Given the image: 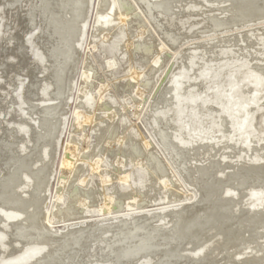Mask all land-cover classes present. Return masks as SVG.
Here are the masks:
<instances>
[{
    "label": "water",
    "instance_id": "water-1",
    "mask_svg": "<svg viewBox=\"0 0 264 264\" xmlns=\"http://www.w3.org/2000/svg\"><path fill=\"white\" fill-rule=\"evenodd\" d=\"M0 264H264V0H0Z\"/></svg>",
    "mask_w": 264,
    "mask_h": 264
}]
</instances>
